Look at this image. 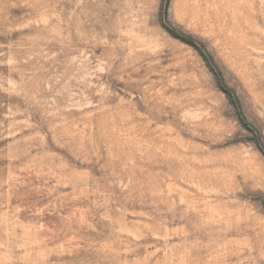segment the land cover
Instances as JSON below:
<instances>
[{
  "label": "rangeland",
  "instance_id": "1",
  "mask_svg": "<svg viewBox=\"0 0 264 264\" xmlns=\"http://www.w3.org/2000/svg\"><path fill=\"white\" fill-rule=\"evenodd\" d=\"M0 264H264V0H0Z\"/></svg>",
  "mask_w": 264,
  "mask_h": 264
}]
</instances>
